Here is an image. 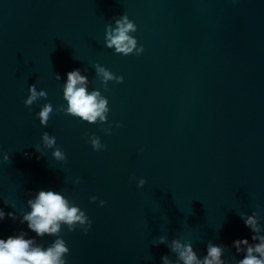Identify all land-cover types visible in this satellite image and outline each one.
Wrapping results in <instances>:
<instances>
[{"label":"water","instance_id":"water-1","mask_svg":"<svg viewBox=\"0 0 264 264\" xmlns=\"http://www.w3.org/2000/svg\"><path fill=\"white\" fill-rule=\"evenodd\" d=\"M123 15L140 55L106 45ZM98 67L123 83L105 85ZM74 69L108 99L106 121L64 111ZM31 84L47 95L28 107ZM48 190L85 213L87 233L62 224L38 237L21 223ZM0 208L17 217L0 221V238L23 230L45 249L63 238L68 264H183L173 240L201 260L225 246L222 259L238 264L246 249L233 241L258 243L244 220L264 235V0H0Z\"/></svg>","mask_w":264,"mask_h":264},{"label":"clouds","instance_id":"clouds-1","mask_svg":"<svg viewBox=\"0 0 264 264\" xmlns=\"http://www.w3.org/2000/svg\"><path fill=\"white\" fill-rule=\"evenodd\" d=\"M116 27L108 26L106 33V45L109 48L114 47L117 54L140 55L144 52L143 45L137 48V39L130 35L137 30V25L130 20L127 15H123L115 21ZM98 74L104 78L105 85L109 80L116 83H123L122 76L114 75L110 70L104 67L97 68ZM60 78V77H58ZM67 83L64 87V98L67 101V107L64 111L73 117L94 124L107 120L108 99L101 95L98 90L88 91V78L82 75L79 69H74L67 73ZM29 95L24 101L25 106L30 107L34 102L42 97H46L45 91H37L35 84H31L28 89ZM53 114L51 102L44 104L37 113L42 126L47 127ZM118 126V125H117ZM43 142L46 147L53 148L56 145V137L48 132L43 133ZM92 147L96 151L103 150L105 145H101L98 139L92 140ZM39 151V148H37ZM27 155V153L25 154ZM57 160L64 159V154L60 150L53 153ZM3 160L7 162L9 156L4 155ZM145 180L141 179L139 186L143 187ZM93 200L96 198L93 197ZM7 203V202H5ZM101 206L106 201H101ZM28 205L30 212H26L21 223H26L28 229L34 232L36 236L45 235L55 236L60 232L61 225L66 224L69 230L74 231L77 225L87 224L83 231L87 233L92 227V221L76 205L70 204L69 201L59 192L48 190L40 191L35 199H30ZM15 221L17 219L15 212L5 213L0 208V221L5 217ZM244 224L253 233L251 240L258 243H250L248 238L236 239L233 241L237 253H246L244 258L238 261V264H264V235H260V227L254 216L244 220ZM164 238H160L157 243H164ZM224 247L216 244L207 246V255L201 260L193 250L191 243H182L180 240L172 241L173 251L178 253L179 259L183 264H226L222 259ZM69 248L63 238H57L53 244L46 249L37 244L35 238H28L27 231H20L14 235L0 238V264H68L67 255ZM164 264H169L167 256H163Z\"/></svg>","mask_w":264,"mask_h":264}]
</instances>
